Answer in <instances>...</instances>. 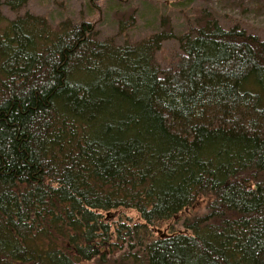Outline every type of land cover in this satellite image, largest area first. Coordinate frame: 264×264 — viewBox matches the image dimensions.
<instances>
[{
    "label": "trees",
    "instance_id": "1",
    "mask_svg": "<svg viewBox=\"0 0 264 264\" xmlns=\"http://www.w3.org/2000/svg\"><path fill=\"white\" fill-rule=\"evenodd\" d=\"M29 1L0 0V264H264V41L2 10Z\"/></svg>",
    "mask_w": 264,
    "mask_h": 264
},
{
    "label": "rangeland",
    "instance_id": "2",
    "mask_svg": "<svg viewBox=\"0 0 264 264\" xmlns=\"http://www.w3.org/2000/svg\"><path fill=\"white\" fill-rule=\"evenodd\" d=\"M2 10L9 18L33 13L47 18L53 26L63 18L74 23L91 22L99 39L113 38L118 43L125 39L138 41L161 29L175 35L185 34L189 25L195 26L211 15L224 27L234 21L248 26L252 30L245 29L264 41V0H30L16 14L5 6ZM121 24L123 32L119 29ZM176 49L175 40L164 42L156 62L167 64Z\"/></svg>",
    "mask_w": 264,
    "mask_h": 264
}]
</instances>
